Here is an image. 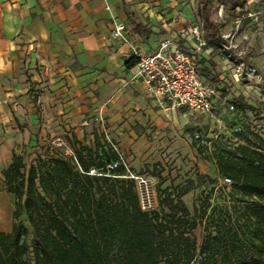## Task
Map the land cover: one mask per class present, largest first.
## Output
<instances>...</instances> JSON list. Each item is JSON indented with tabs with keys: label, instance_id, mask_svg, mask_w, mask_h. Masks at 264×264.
Returning a JSON list of instances; mask_svg holds the SVG:
<instances>
[{
	"label": "trees",
	"instance_id": "obj_1",
	"mask_svg": "<svg viewBox=\"0 0 264 264\" xmlns=\"http://www.w3.org/2000/svg\"><path fill=\"white\" fill-rule=\"evenodd\" d=\"M224 2L231 11L246 5ZM200 4L205 40L221 41L211 1ZM230 113L235 141L214 142L210 152L217 175L230 185L220 187L222 203L206 193L192 211L180 187L161 185L154 210L142 211L125 168H108L118 154L104 136L92 144L66 136L65 147L41 149L27 169L13 151L1 170L13 211L11 231L0 232V264H264V125ZM259 114L264 118V109Z\"/></svg>",
	"mask_w": 264,
	"mask_h": 264
},
{
	"label": "crops",
	"instance_id": "obj_2",
	"mask_svg": "<svg viewBox=\"0 0 264 264\" xmlns=\"http://www.w3.org/2000/svg\"><path fill=\"white\" fill-rule=\"evenodd\" d=\"M200 9V0H0V180L26 133L34 139L57 124L60 134L80 133L87 144L104 136L128 156L133 172L157 145L180 139L185 109L147 93L135 77L132 49L148 54L166 39L196 48L187 30L203 22ZM118 24L125 26L122 37L111 38ZM249 26L241 27L244 44ZM217 27L223 42L228 34ZM221 41L197 51L203 82L231 77ZM0 202L7 204L0 232L9 233L7 193L0 191Z\"/></svg>",
	"mask_w": 264,
	"mask_h": 264
},
{
	"label": "rangeland",
	"instance_id": "obj_3",
	"mask_svg": "<svg viewBox=\"0 0 264 264\" xmlns=\"http://www.w3.org/2000/svg\"><path fill=\"white\" fill-rule=\"evenodd\" d=\"M221 4L224 9L220 19L218 7ZM211 6L214 8L211 9V19L213 21L218 20L217 25H220L222 31L232 35L236 13L230 10V4L224 2V0H211ZM253 28L254 26H249L248 28L252 32L250 36L246 35L247 29L243 30V28H240L238 31L241 34L242 30L244 32L246 30L245 35L249 38V42H246V44L241 42V46L245 47L246 53L248 52L243 60L253 65L264 75V37L254 36ZM252 47L254 48L252 49ZM254 58L259 59L257 64H255ZM204 83L217 93L215 97L217 112L214 116L200 115L185 110V118L188 122L181 128L182 135L180 139H174L164 146L157 145L155 152L148 157L150 158L148 162H138L137 168L134 169L135 173L146 174L151 180L155 205L157 204V189L160 185L161 188L169 186L172 188L180 187L183 191L182 200L190 211L198 204L197 199L200 195L203 197L206 193H211L214 203H222L224 199V194L220 188L222 179L217 175L214 160L210 159V152L214 148V142L223 143L229 139L235 141L233 133L237 125L235 124V118L230 112L237 111L236 116L238 119L242 120L246 117L256 127L264 125V118L260 114L258 115V111L264 109L261 107L262 103H264V82L255 83L247 80L235 82L230 76L226 75L222 79V83H218L215 77L208 79ZM221 99H225L228 105H233L234 110H225ZM238 101L246 105L244 106V112L240 110ZM219 107L221 108L220 110L218 109ZM71 125L76 127L75 123H71ZM71 125L69 126L70 129ZM195 130L201 135V141L196 143V146H194L192 138V133ZM46 134L44 135L42 132L37 138L28 139L26 133V136L19 140V143L13 148L14 152L22 155L26 169L41 152V149L65 147V136L60 134L58 124L53 125L50 132H46ZM78 135V139L87 144L88 138L81 137L80 133ZM198 147L202 149L201 152L197 149ZM66 151H68V148H66ZM124 159L130 168L128 156L125 154ZM199 176L200 178H198ZM211 180L214 182L212 183ZM197 183L201 185L196 187ZM0 191L6 194L2 189ZM7 197H9L13 206L12 196L7 193ZM4 206H7V204L0 202V210L2 212L5 210ZM194 235L200 242L202 238L201 228H197L194 231Z\"/></svg>",
	"mask_w": 264,
	"mask_h": 264
},
{
	"label": "built area",
	"instance_id": "obj_4",
	"mask_svg": "<svg viewBox=\"0 0 264 264\" xmlns=\"http://www.w3.org/2000/svg\"><path fill=\"white\" fill-rule=\"evenodd\" d=\"M244 9L235 8L233 34L222 36L224 41L217 43L220 52L225 56L231 73V78L240 80L264 82V75L253 65L245 62V47L241 46L242 39L238 33L242 25L249 21L254 26L253 35L264 37V0H245ZM224 6L218 7V16L222 18ZM125 29L123 24H118L111 31V38L122 37ZM187 34L197 41L196 48L182 44L179 41L166 39L160 42L158 48L148 54L133 48L132 57L135 60V77L145 86L147 93L159 100H166L175 108H183L186 111L199 113L206 116H214L217 112L214 89L205 85L198 75L197 51L207 46L204 39L203 22L200 21L187 30ZM248 61V60H247ZM264 85V83H263ZM222 106L227 111L234 110L233 105H228L225 99H221ZM237 129H234L236 132ZM194 141L200 142L201 135L196 130L192 133ZM113 149L118 154V162L108 166L115 169L122 165L126 171V178L132 180L138 195L140 208L144 212H150L156 207L154 203L151 180L146 174L135 173L130 170L124 159V154L115 146ZM91 174L94 171H90ZM222 184L230 185V180L222 179Z\"/></svg>",
	"mask_w": 264,
	"mask_h": 264
}]
</instances>
